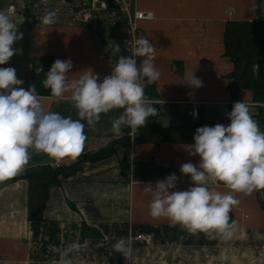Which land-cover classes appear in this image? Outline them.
<instances>
[{
    "label": "crops",
    "instance_id": "obj_1",
    "mask_svg": "<svg viewBox=\"0 0 264 264\" xmlns=\"http://www.w3.org/2000/svg\"><path fill=\"white\" fill-rule=\"evenodd\" d=\"M52 1L41 0V5L32 8L33 0H0V12L9 13L8 6L15 5L16 12L9 14L23 34L13 45L18 52L0 67L14 68L25 90L31 86L33 59L42 56L62 61L70 58L73 68L69 75L73 78L90 68L102 81L111 74L115 63L111 49L123 46L121 19L115 27L103 15L90 25L82 24L73 20L71 13L87 0H59L61 5H71L64 9L60 5L62 11ZM105 1L112 4L113 0ZM126 3L130 10L148 11L153 16L141 20L139 26L155 46L154 64L161 73L153 84V95L145 93V99L158 109L159 126L193 128L203 123L227 126L230 123L227 114L235 102L242 100L249 105L252 115L257 113L258 106L248 90L239 89L235 99L227 88L232 62L224 54L223 32L228 21L252 20L257 16L264 19V0H126ZM33 10L40 15L34 18ZM48 11L60 15L54 25L45 28L39 20ZM141 60L138 59V66ZM193 72L203 84L198 89L182 82L190 80ZM142 83L145 90V81ZM38 98L46 111L77 118L69 99ZM192 105L197 108L196 118L187 114ZM122 111L102 114L94 130L85 126L87 140L78 158L56 161L44 153L33 152L26 168L73 167L83 154L128 135L127 127L122 128L120 137L112 131V120ZM191 143H133L130 137L128 146L116 145L112 156L80 163L74 174L52 186L40 220L28 219L26 180L8 179L0 183V264H56L59 253L72 242L82 245L81 256L88 264H264L262 190L248 195L234 193L240 203L229 216L237 222L238 231L227 242L204 233L191 235L180 225L171 226L167 219L149 215L151 196L144 191L148 183L154 187L157 180L175 173L177 190L192 186L190 177L179 171L185 163L200 162L198 155H189ZM213 186L227 191L222 184ZM82 223L96 229L99 236L81 238ZM130 231L148 234L152 242L130 245L132 254L125 260L111 245L120 237L128 241Z\"/></svg>",
    "mask_w": 264,
    "mask_h": 264
},
{
    "label": "clouds",
    "instance_id": "obj_2",
    "mask_svg": "<svg viewBox=\"0 0 264 264\" xmlns=\"http://www.w3.org/2000/svg\"><path fill=\"white\" fill-rule=\"evenodd\" d=\"M56 18L55 11L45 12L39 24L45 28L52 26ZM17 23L11 14L0 12V65L7 64L18 52L13 45L23 34ZM119 53V45L111 49V56H117V60L111 74L102 81L90 68L73 78L69 75L73 68L70 58L56 59L45 73L43 87L57 101L69 99L76 119L46 111L35 85L25 90L14 68L0 67V183L22 173L33 152L44 153L56 161L78 158L87 140L85 126L94 130L102 114L123 110L112 120L116 137L122 135V128L136 130L157 115L158 109L145 99L142 83L152 85L160 79L161 73L154 64L155 46L149 38L139 37L133 42L130 56ZM137 58H142L139 66ZM182 82L194 89L203 86L194 72L190 80ZM227 119V126L196 129L194 142L187 150L190 156L198 155L200 162H188L179 169L182 175L190 177L192 186L177 190L178 177L173 173L157 180L154 187L151 183L144 187L151 196V217L167 219L171 226L180 225L191 235L204 233L225 242L235 237L238 224L230 220L229 213L240 201L234 193L248 195L264 190V131L244 100L233 104ZM214 184H222L227 191L217 190ZM111 247L125 260L131 257L132 248L126 238H116ZM82 250L77 242L68 244L59 253L56 264H88L81 256Z\"/></svg>",
    "mask_w": 264,
    "mask_h": 264
},
{
    "label": "trees",
    "instance_id": "obj_3",
    "mask_svg": "<svg viewBox=\"0 0 264 264\" xmlns=\"http://www.w3.org/2000/svg\"><path fill=\"white\" fill-rule=\"evenodd\" d=\"M260 1V0H257ZM258 12V9H257ZM224 54L232 62V70L228 74L230 80L227 88L236 99L237 91L241 88L251 93L252 101L257 104L258 111L253 118L264 131V19L260 16L252 20H232L225 25L223 32ZM111 54V53H110ZM119 55L127 56L120 46ZM117 60V56H113ZM56 59L51 56L35 57L32 62L31 86L35 85L38 96H51L50 90L45 89L42 81L45 73L51 68ZM43 69V71H41ZM145 93L153 95V84L147 85ZM156 107V105L151 104ZM157 108V107H156ZM212 126V123H203L190 128L162 127L156 123V115L151 116L143 127L135 130L133 143L163 144L175 141H193V136L198 127ZM192 130V131H191ZM130 144L128 135L113 139L98 150L83 154L73 167L41 165L26 168L19 175L9 178L11 180L24 179L28 183L27 191V216L29 220H40L43 209L48 199L49 189L59 185L68 176L74 174L79 168L77 165L85 161H98L112 156L115 146L123 147ZM264 193V190H262ZM264 209V201H260ZM81 238L97 237L98 231L85 223L81 224Z\"/></svg>",
    "mask_w": 264,
    "mask_h": 264
},
{
    "label": "built area",
    "instance_id": "obj_4",
    "mask_svg": "<svg viewBox=\"0 0 264 264\" xmlns=\"http://www.w3.org/2000/svg\"><path fill=\"white\" fill-rule=\"evenodd\" d=\"M9 13H15L16 7L10 4L7 8ZM45 14V13H44ZM57 15H60L57 13ZM99 15L110 19V25L114 26L118 19H121L124 28V35L122 38V48L127 56L131 55L132 45L136 38L145 37L144 31L140 28L141 20L151 19L152 13L148 11H141L139 9L130 10L127 6L126 0H113L112 4H108L105 0H87L81 7H77L72 13L73 20L90 25L93 21H98ZM137 58V62H138ZM195 111L196 115H193ZM187 114L193 118L197 117V108L192 105L187 109ZM133 129L129 128L128 135L133 138ZM128 242L130 245L137 243L139 245H150L152 240L150 235L143 233H133L130 231L128 235Z\"/></svg>",
    "mask_w": 264,
    "mask_h": 264
},
{
    "label": "rangeland",
    "instance_id": "obj_5",
    "mask_svg": "<svg viewBox=\"0 0 264 264\" xmlns=\"http://www.w3.org/2000/svg\"><path fill=\"white\" fill-rule=\"evenodd\" d=\"M40 1H41V0H33V4L31 5V7L34 8L36 5H39V4L41 5V2H40ZM49 1L53 2L52 0H49ZM74 1L76 2L77 0H74ZM45 2H46V0H45ZM55 2H56V3H55L56 6H60V5H61L59 0H55ZM35 4H36V5H35ZM61 6H62V8L64 9V8H68V6H71V5H69L68 3H65L64 5H61ZM61 6L59 7V11H60V10H61V11L63 10V9H61ZM63 6H65V7H63ZM81 6H82V5H81ZM81 6H80V7H81ZM39 10H40V9H39ZM34 15H35V16H36V15L39 16V15H40L39 11H38V10H33V17L35 18ZM263 198H264V197H263Z\"/></svg>",
    "mask_w": 264,
    "mask_h": 264
},
{
    "label": "water",
    "instance_id": "obj_6",
    "mask_svg": "<svg viewBox=\"0 0 264 264\" xmlns=\"http://www.w3.org/2000/svg\"><path fill=\"white\" fill-rule=\"evenodd\" d=\"M262 67L264 68V61H263Z\"/></svg>",
    "mask_w": 264,
    "mask_h": 264
}]
</instances>
